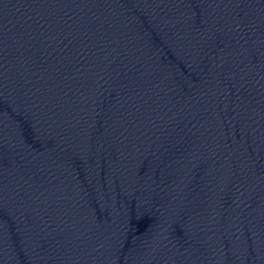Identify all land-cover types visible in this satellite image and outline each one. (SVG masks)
<instances>
[{"label": "water", "instance_id": "1", "mask_svg": "<svg viewBox=\"0 0 264 264\" xmlns=\"http://www.w3.org/2000/svg\"><path fill=\"white\" fill-rule=\"evenodd\" d=\"M0 264H264V0H0Z\"/></svg>", "mask_w": 264, "mask_h": 264}]
</instances>
